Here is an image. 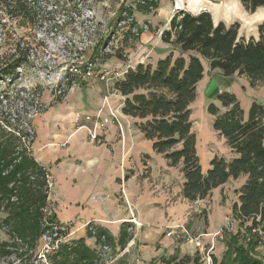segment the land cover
I'll return each instance as SVG.
<instances>
[{"label":"crops","instance_id":"obj_1","mask_svg":"<svg viewBox=\"0 0 264 264\" xmlns=\"http://www.w3.org/2000/svg\"><path fill=\"white\" fill-rule=\"evenodd\" d=\"M160 10L163 11L151 18L146 16L154 32L169 30L176 13L173 9ZM127 51V59L117 60L112 63L113 67L109 65L106 69L127 72L139 64L156 65L170 55L180 56L172 43L150 33H143L135 47ZM224 79L220 70L211 71L206 66L197 92L207 90L204 98L214 103L215 87L222 90L220 83ZM229 89L240 98L238 90L245 95L251 86L246 77L237 76ZM107 95H110L108 101L104 102ZM124 101L125 97L115 86L108 90L95 78L83 88H74L64 100L48 104L34 121L37 136L31 155L38 165L48 168L55 179L52 200L57 221L71 224L75 231L73 237L81 233L80 238H85L88 228H102L115 238L117 246L122 227L127 231L131 229L128 232L133 254L128 259L130 263L165 264L188 258L189 264H195V259L202 264L193 243L167 235L169 227L186 225L192 234H204L201 240L207 248L214 242L213 261L220 262L226 244L207 234L224 228L234 205L239 204L238 191L247 176L230 179L205 199L187 200L183 196L186 179L182 166H171L164 155L154 150L153 142L136 126V119L123 113ZM253 101L248 103V111ZM98 111H102L105 127L97 129L98 138L92 139L88 129H93L94 124L85 118L95 116ZM207 118L203 128L194 125L195 120L191 118L203 173L211 168L215 157L228 162L238 157L226 139L214 130L213 116L209 114ZM133 218L140 227L131 223Z\"/></svg>","mask_w":264,"mask_h":264},{"label":"trees","instance_id":"obj_2","mask_svg":"<svg viewBox=\"0 0 264 264\" xmlns=\"http://www.w3.org/2000/svg\"><path fill=\"white\" fill-rule=\"evenodd\" d=\"M37 3V0H0V6H6L16 18L29 24H33L39 13L38 6H32ZM241 3L252 13L264 8V0H241ZM148 4L156 5L152 1ZM239 30L238 23L229 27L223 22L216 25L208 12L194 15L178 11L170 21L169 30L163 31L162 40L177 47L180 56L170 55L156 65L139 64L130 68L114 86L125 97L123 113L136 119V126L153 142L154 150L164 155L171 166H182L186 179L183 196L187 200L205 199L230 179L247 176L238 191L239 204L234 205L232 216L239 221V228L244 227L249 233L244 218L260 214L264 228V104L256 100L245 113L233 93L223 92L218 95V101L224 112L214 103L207 107L214 118V130L238 155L229 162L215 157L207 173H203L200 165L191 119V106L197 98V86L204 78L206 66L211 71L220 70L231 82L239 76L246 77L252 87L264 83V24L259 26L258 38L240 37ZM12 60L0 68V81L4 76H14L17 69L27 67L26 58L19 53L14 54ZM9 152V145L0 142V157H6ZM14 157L6 165L11 170L6 175L0 172V202L17 196L16 203L7 204L8 216L4 223L14 234L27 240L31 248L45 231L42 212L47 204L45 181L41 166L32 157L25 152L19 156V161H16L19 157ZM31 177L36 180L31 181ZM252 224L258 223L254 220ZM96 234L98 239L105 236L108 244L115 245V238L108 231L96 228ZM89 236L92 237L91 232ZM237 236L239 233L224 239L223 258L213 263L264 264V259L257 258L252 251V247L259 246L257 240L253 238V242L245 246ZM130 239L127 228L122 227L118 246L124 249ZM262 248L264 254V243ZM2 253L9 252L2 250ZM57 255L61 264H70L71 258L86 264H99L98 255L86 244L85 238L62 246ZM190 262L184 258L165 264ZM194 263L199 264V260L195 259Z\"/></svg>","mask_w":264,"mask_h":264},{"label":"rangeland","instance_id":"obj_3","mask_svg":"<svg viewBox=\"0 0 264 264\" xmlns=\"http://www.w3.org/2000/svg\"><path fill=\"white\" fill-rule=\"evenodd\" d=\"M37 1V4L32 5L39 8V13L33 24L16 18L11 11L9 12V8L0 6V68L13 62L12 56L16 53L24 56L27 60L26 68L17 69L14 76H4L0 81V142H4L10 147L9 154L4 158L0 157V172H3L4 175L11 170L6 165L15 158L14 155L17 146H19L17 134L27 130V125H29L27 121L32 115V104L25 92L39 93L44 98L46 106L52 105L50 95L54 86L65 84L68 90L74 86L83 88L84 84L89 83L92 79L98 80L97 76L106 69V66H112V63L117 60L127 59L126 50L134 48L143 34L140 31L139 36H136L133 29L139 28L142 23H148L150 19H146V16L151 18L157 15L158 11L159 13L163 11L160 8L173 9V13L187 12L186 7H178L177 0H152L156 4L155 6L148 3L143 4V0ZM233 3L236 17L229 19L224 16L219 18V21H224L227 25L238 23L242 36L256 37L257 24H250L249 21L254 13L261 9L264 10V8L252 13L250 10H246L239 1L235 0ZM15 4V2L12 3L13 6ZM75 70L80 73H75ZM224 80L220 83L222 90L215 87L216 90L212 97L213 100H216L214 104L220 108L221 112H224L225 109L221 107L218 95L223 92L233 93L229 87L236 81V78L232 82L227 78ZM21 91L24 93H20ZM238 93L240 98L235 93L233 94L238 98L246 113L248 112L247 105L253 99L254 101L259 99L264 103V83H259L255 87L251 86V90L245 92V95H242L239 90ZM197 94V98L191 106L193 114L191 118L195 120L194 125L199 124L203 128V123L208 122L207 107L211 103L206 97L204 98L207 90L203 93L197 92ZM34 180L36 178L31 177V181ZM122 194L124 196V192ZM17 199V196L13 195L10 200L0 202V264H61L62 260L57 255L60 249L47 252L44 250L45 242L41 240V237L30 248V243L27 240L21 239L12 232L10 226L5 225L4 221L8 216L7 204L16 203ZM237 226H240L238 220ZM244 226L248 225L244 223ZM73 232L75 233L74 230ZM89 232L92 233V237L89 236ZM128 232H131V229ZM80 237L81 233H76L64 245L76 242L81 239ZM86 237V244L98 255L105 236L98 239L96 228L90 227L86 230ZM237 237L241 239V245L247 246L253 242L251 241L253 238L244 227L240 228ZM105 242L111 248L112 259H114L111 264H135L128 262V259H131L133 255L130 253V241L124 248L129 247V251L124 255H121L124 249H121L120 245L117 246L116 243L111 245L107 241ZM2 250H7L9 253H2ZM252 251L257 258L264 259L261 246L252 247ZM121 260L124 262L120 263ZM71 261L70 264H86L75 261L73 258ZM98 262L107 264L105 259L101 262L98 260Z\"/></svg>","mask_w":264,"mask_h":264},{"label":"built area","instance_id":"obj_4","mask_svg":"<svg viewBox=\"0 0 264 264\" xmlns=\"http://www.w3.org/2000/svg\"><path fill=\"white\" fill-rule=\"evenodd\" d=\"M148 1H152V0H143L142 3L146 4L148 3ZM150 24H151L150 21L148 23L140 24L139 28L133 29L134 35L139 36V32L141 31V33L142 32L150 33L152 36L162 37L163 31H157V32L152 31ZM77 72L80 73L78 70H75V73ZM125 73L126 72L123 71L105 69L99 76H97V78L100 82L105 83L106 88L108 90H111L114 89V85L116 82L124 78ZM89 74L91 75V73ZM74 88H76V86L68 90L65 84H61L60 86H54V88L51 90L52 93L50 95V102L56 104L59 101L64 100L68 94L67 92L74 90ZM20 93H24V92L21 91ZM25 93H26V97L29 99V101L32 104L31 107L32 115L30 116V119H28L27 121L29 123V125H27L28 126L27 130H24V132H18L19 134H17L19 138V146H17L16 149V153H15L16 157H19L24 152L28 156H30L33 143L36 139V128L34 121L45 111L47 107L44 98L39 93H34L30 91ZM17 95L19 94L17 93ZM109 96L110 95L105 96L104 102L108 101ZM101 114L102 111H98V113L95 116H87L85 118L87 121L92 122L94 124L93 129H88L92 139L98 138L97 129L105 127V123L102 120ZM112 116L115 118V120H117V116L114 113H112ZM80 119L81 118L78 116V120ZM19 160L20 157L16 161ZM41 168L43 173L42 178L45 181L44 189L47 200L46 206H44L42 209L44 215L43 225L45 227V231L41 235V240L45 242L44 250H46L47 252L58 251L66 243V241H68V239L71 238L74 232L72 230L71 224H63L57 221L55 216V205L52 200V195L55 187V179L48 168L42 166ZM33 179L35 178L33 177ZM243 220L244 223L247 224L250 229L249 235L252 238H255L259 246L262 247L264 243V228L261 224V215L258 214L251 218H244ZM254 220L258 223L257 225L252 224ZM131 223H133L136 227L141 226V224L138 223L134 218L131 220ZM239 231L240 229L237 226V220L233 216H230L226 219V224L224 228L218 230L217 232L207 235H209L213 240L214 239L224 240L227 236L238 234ZM167 235L175 238L176 240H185L187 242L193 243L202 257L203 260L202 264H214L213 256H212L213 254L212 252L214 250V242L211 241L209 247L207 248V246L204 245L201 240L204 234L194 235L188 230L186 225H175L169 227ZM104 239L105 238H103V241L101 242L103 246L98 251V258L100 262L103 259H105V262L107 264H111L114 262V259H112V255H111V248L108 245H106ZM128 251H129V247L124 249L122 254H125Z\"/></svg>","mask_w":264,"mask_h":264},{"label":"water","instance_id":"obj_5","mask_svg":"<svg viewBox=\"0 0 264 264\" xmlns=\"http://www.w3.org/2000/svg\"><path fill=\"white\" fill-rule=\"evenodd\" d=\"M184 1H187V0H184ZM190 1V6L192 5V4H196V3H198V2H201V1H204L206 4H208V5H210V6H212V7H217V8H221V10L224 12V16H227V17H229V15L231 16H233V18H235L236 16H235V11H234V9H233V7H234V1L235 0H189ZM236 1H239L240 3H241V0H236ZM242 4V3H241ZM189 8V7H188ZM190 9V8H189ZM260 9V8H259ZM191 10V9H190ZM187 10L188 12H190V13H192V14H194V15H198V14H200V13H202V12H208V13H210L211 14V16H212V18H213V21H214V23L216 24V25H218L220 22H223L227 27H229V26H231V25H233V24H229V25H227L224 21H219V18L218 19H216L214 16H213V14H212V12L211 11H209V10H206L205 8H200L199 10ZM258 10V9H257ZM256 10V11H257ZM255 11V12H256ZM249 23L250 24H252L251 23V21H249ZM253 24H254V22H253ZM255 24H257V36L255 37V38H258V36H259V31H258V29H259V26H261L262 24H264V20H262V21H259V22H255ZM239 36L241 37L242 35H241V33H240V30H239ZM250 37H248L247 39H249Z\"/></svg>","mask_w":264,"mask_h":264},{"label":"bare ground","instance_id":"obj_6","mask_svg":"<svg viewBox=\"0 0 264 264\" xmlns=\"http://www.w3.org/2000/svg\"><path fill=\"white\" fill-rule=\"evenodd\" d=\"M177 2H178V7H182V6H184V7H186V9L187 10H199L200 8H205L206 10H209V11H211L212 12V14H213V16L216 18V19H218V18H221V17H224V12L221 10V8H217V7H212V6H210V5H208V4H206L204 1H201V2H198V3H196V4H192L191 6H190V1L189 0H187V1H184V0H177ZM190 9H189V8ZM190 10V11H191ZM239 16V15H238ZM237 16V17H238ZM225 17H227V16H225ZM227 18H229V19H234L233 18V16L231 15H229V17H227ZM242 18V17H241ZM244 19V18H243ZM262 20H264V10L263 9H261V10H259L257 13H254V15H253V17H252V19H251V23L253 24V22H254V24H255V22H259V21H262ZM243 21V20H242ZM244 22H245V20H244ZM247 23V22H246ZM245 24V23H244ZM253 26H256V25H253Z\"/></svg>","mask_w":264,"mask_h":264}]
</instances>
